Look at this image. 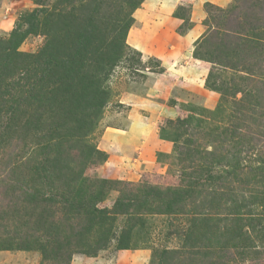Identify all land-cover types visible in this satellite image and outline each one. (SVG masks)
<instances>
[{"label":"rangeland","instance_id":"1","mask_svg":"<svg viewBox=\"0 0 264 264\" xmlns=\"http://www.w3.org/2000/svg\"><path fill=\"white\" fill-rule=\"evenodd\" d=\"M0 264H264V0H0Z\"/></svg>","mask_w":264,"mask_h":264},{"label":"trees","instance_id":"2","mask_svg":"<svg viewBox=\"0 0 264 264\" xmlns=\"http://www.w3.org/2000/svg\"><path fill=\"white\" fill-rule=\"evenodd\" d=\"M67 49L71 51V48H69V46H67ZM72 63V62H71ZM70 63H66V65H68ZM73 67L70 68V70H72ZM67 71V70H66ZM110 183H106L104 185H109ZM101 187V185L99 186L98 185V189ZM99 190H105V187H103V189H99ZM189 195L187 194H184V195H181L179 196L178 200H177V203L179 202V199L183 198L184 197H188ZM98 203V202H96ZM96 203H92V202H87L82 204V205H73V204H70V206L68 207V212L66 213V218L65 220L67 221V219L69 221L75 219L76 221H78V219L80 220H83V221H87V227H86V230L89 231V233L92 231L93 227L95 226V224H98V220H97V217L98 214H97V211H94L92 212V208L94 206H96L97 204ZM123 204V197L116 203L115 207H114V210H113V214L114 215H117V216H123L124 215V212L123 211H120V207L122 206ZM167 205V204H166ZM168 206V205H167ZM173 208L174 205L173 203L171 205L168 206V208ZM71 215L73 216L71 218ZM77 226L73 225V224H68V232H69V235L65 238V241H66V246L67 247H73V241L75 239H77L78 237L81 236V234H83V229L82 231L80 230V228H76ZM82 227V226H81ZM62 233V232H60ZM61 236V234H59L57 236V238L59 239ZM21 250H24V249H21Z\"/></svg>","mask_w":264,"mask_h":264},{"label":"crops","instance_id":"3","mask_svg":"<svg viewBox=\"0 0 264 264\" xmlns=\"http://www.w3.org/2000/svg\"><path fill=\"white\" fill-rule=\"evenodd\" d=\"M164 1H166V2H173V1H175V0H164ZM179 1V0H178ZM199 64H201V63H199ZM203 67L205 68V65H203Z\"/></svg>","mask_w":264,"mask_h":264}]
</instances>
